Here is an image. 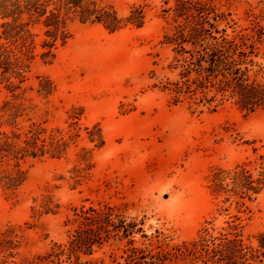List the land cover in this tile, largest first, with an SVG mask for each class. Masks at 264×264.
Returning <instances> with one entry per match:
<instances>
[{
    "label": "rangeland",
    "instance_id": "rangeland-1",
    "mask_svg": "<svg viewBox=\"0 0 264 264\" xmlns=\"http://www.w3.org/2000/svg\"><path fill=\"white\" fill-rule=\"evenodd\" d=\"M96 1L111 5L121 16L140 6L145 24L111 34L99 25L75 23L72 40L58 49L50 64L41 60L33 64L17 100L6 91L0 95V104L5 99L23 104L21 127L45 122L48 129L66 131L77 117L80 128L79 138L61 159L46 157L22 165L26 180L15 198L0 192V230L13 228L18 237L9 259L15 264H29L55 243L66 245L75 228L74 209L104 205L113 208L115 222L135 225L128 238L134 247L145 253L183 250L199 239L204 228L214 236L229 216L237 214L234 204H222L209 194L210 171L243 163L250 170L264 167V110L244 115L228 102L212 112L204 107L194 110L186 102L171 104L170 95L162 90L179 71L174 68L175 46L166 41L183 21L173 12L175 0ZM194 1L210 3L215 14L225 15L214 22L212 13L208 20L228 37L249 27L247 11L264 7V0ZM262 56L264 43L256 60L264 62ZM37 77L52 82L51 95L37 92ZM93 125L100 128L104 145L91 152L92 168L76 183L71 171L81 150L93 147L84 130ZM45 194L58 205L56 213L32 211L33 199ZM247 205L250 211L238 214L244 236L264 233V191ZM127 248V239L112 236L81 260L125 264ZM173 261L195 262L187 253Z\"/></svg>",
    "mask_w": 264,
    "mask_h": 264
},
{
    "label": "trees",
    "instance_id": "trees-1",
    "mask_svg": "<svg viewBox=\"0 0 264 264\" xmlns=\"http://www.w3.org/2000/svg\"><path fill=\"white\" fill-rule=\"evenodd\" d=\"M173 12L183 21L166 37L175 46L174 61L178 65L174 68H179L177 78L167 79L162 85L171 104L186 102L194 110L204 107L212 112L228 102L244 115L264 110V62L256 60L264 43V7L258 12L247 11L249 27L232 37L209 23L212 13L214 22L225 18L224 14H215L210 3L175 0ZM145 19L140 6L130 7L128 14L121 16L111 5L96 0H0V95L6 91L17 100L18 92L30 79L33 64L37 60L50 64L58 49L72 40L71 26L75 23L99 25L112 34L126 28L141 29ZM261 58L264 61V56ZM37 78V92L51 95L52 82ZM13 100L5 99L0 104V192L8 199L15 198L26 180L22 165L27 160L61 159L80 136L77 117H72L66 131L48 129L45 122L21 127L18 120L25 115V108ZM84 130L93 147L83 148L77 155L78 164L71 171L76 183L92 168L91 152L104 145L97 125ZM207 181L209 194L222 204H234L237 212L224 221L214 236L204 228L199 239L183 250L145 253L128 239L135 225H125L119 219L115 222L113 208L81 207L73 210L71 224L75 228L67 244L55 243L49 252L29 264H91L83 262L81 256L90 257L112 236L120 241L127 239L125 264H176L173 260L185 253L195 261L192 264H264V233L244 236L243 219L238 215L248 213L247 203L255 202L264 191V167L258 165L250 170L248 163H243L230 169L213 168ZM33 203L36 206L32 211L39 215L54 214L58 209L49 194L34 198ZM17 239L13 228L0 230V264H15L9 259L18 247Z\"/></svg>",
    "mask_w": 264,
    "mask_h": 264
}]
</instances>
